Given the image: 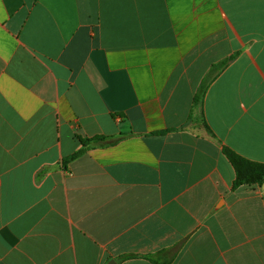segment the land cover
I'll use <instances>...</instances> for the list:
<instances>
[{
  "label": "crops",
  "instance_id": "crops-1",
  "mask_svg": "<svg viewBox=\"0 0 264 264\" xmlns=\"http://www.w3.org/2000/svg\"><path fill=\"white\" fill-rule=\"evenodd\" d=\"M224 147L264 163V0H0V264H264Z\"/></svg>",
  "mask_w": 264,
  "mask_h": 264
},
{
  "label": "trees",
  "instance_id": "trees-1",
  "mask_svg": "<svg viewBox=\"0 0 264 264\" xmlns=\"http://www.w3.org/2000/svg\"><path fill=\"white\" fill-rule=\"evenodd\" d=\"M206 87L203 86L200 94L203 95ZM200 96L196 97V102L199 101ZM205 126L209 129V126L205 122ZM79 140L83 147L89 145L92 141L97 139H88L79 136ZM83 149L75 153L70 160L79 157L83 153ZM225 156L228 158L232 166L236 171V180L234 183V188L240 186H253V185H263L264 184V163L255 162L249 160L242 155L238 154L236 151L230 149L229 147H224L223 149Z\"/></svg>",
  "mask_w": 264,
  "mask_h": 264
}]
</instances>
